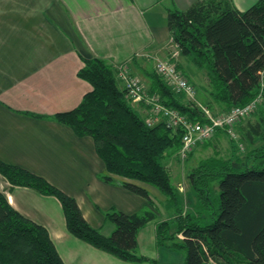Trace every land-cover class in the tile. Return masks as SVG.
I'll use <instances>...</instances> for the list:
<instances>
[{"label": "trees", "instance_id": "obj_1", "mask_svg": "<svg viewBox=\"0 0 264 264\" xmlns=\"http://www.w3.org/2000/svg\"><path fill=\"white\" fill-rule=\"evenodd\" d=\"M168 26L181 53L192 54L199 66L206 65L211 99L219 107L228 110L263 95L260 119L255 124L242 123L247 115L238 124L240 130L242 123L250 141L263 142L252 145L244 156H225L216 150L189 170L197 198L195 210L184 211L165 162L171 150L183 145V129L165 120L149 124L119 85L116 67L99 56H84L78 70L92 88L79 104L55 112L54 117L78 135L94 138L106 164L105 180H114L113 174L126 177L122 185L145 196L153 207L142 212L109 207L106 218L115 227L105 234L86 219L74 195L45 176L1 157L0 172L11 185H29L56 195L72 233L122 259L161 264L139 250L138 231L158 216L148 188L136 181L140 180L156 185L174 208V216L157 222L156 238L160 245L183 250L184 264H264V0L246 9L232 0H195L185 8H169ZM146 72L152 80L149 91L158 92L164 103L192 119L209 120L197 105L181 101L156 67ZM240 135L242 141L241 130ZM204 217L207 222L202 221ZM0 264H67L48 228L13 206L1 186Z\"/></svg>", "mask_w": 264, "mask_h": 264}, {"label": "crops", "instance_id": "obj_2", "mask_svg": "<svg viewBox=\"0 0 264 264\" xmlns=\"http://www.w3.org/2000/svg\"><path fill=\"white\" fill-rule=\"evenodd\" d=\"M194 1L0 0V157L45 176L74 195L86 219L105 234L115 227L106 218L109 207L142 212L153 206L145 196L122 185L126 177L113 174L114 180H105L106 164L94 138L78 135L54 113L76 106L92 88L78 74L84 56L103 57L116 69L124 66L149 88L152 80L146 71L151 70L150 64L167 57L170 45L176 44L168 26V9L185 8ZM256 1L232 0L240 9ZM133 105L142 115L147 113L144 102ZM260 117L256 113L250 120L255 124ZM250 127L249 122L245 128ZM218 138L219 134L217 142ZM171 152L167 165L178 181L181 172L175 168L179 163ZM136 181L148 188L158 206V216L138 231L140 252L161 264H184L181 249L160 245L156 238L157 222L174 216V208L156 185ZM5 191L13 206L48 228L67 264H151L122 259L76 236L68 229L56 195L23 184L9 183ZM160 195L166 202L165 212ZM190 200L191 207L197 204L196 197Z\"/></svg>", "mask_w": 264, "mask_h": 264}, {"label": "built area", "instance_id": "obj_3", "mask_svg": "<svg viewBox=\"0 0 264 264\" xmlns=\"http://www.w3.org/2000/svg\"><path fill=\"white\" fill-rule=\"evenodd\" d=\"M177 53L179 51L174 52L173 56L160 59L156 63V69L174 89L194 96L197 93L196 85L178 67L177 60H175ZM117 70V76L119 79H123L124 87L131 100L143 101L152 109V113L145 116L149 124H153L159 119L167 121L168 125L175 128L181 127L183 129V150L198 141L213 137L219 128L224 129L242 147L243 142L238 124L256 109L263 98L262 93H260L247 103L233 105L217 115L205 114L209 120L198 121L181 112L178 108L164 103L158 92H150L146 89L140 77L130 73L126 67L120 66ZM203 108L209 110L207 107Z\"/></svg>", "mask_w": 264, "mask_h": 264}, {"label": "rangeland", "instance_id": "obj_4", "mask_svg": "<svg viewBox=\"0 0 264 264\" xmlns=\"http://www.w3.org/2000/svg\"><path fill=\"white\" fill-rule=\"evenodd\" d=\"M169 55L168 56H173L174 52H178L175 55V60H177V62L179 63V65L181 66V69L184 71V73L191 79V81H193L195 83V85H198V93H196L194 96L189 95L186 92L183 91H177L176 89H174V91L176 92V95L178 96V98L183 101L186 104H195L197 105L199 108H201L205 114H213V115H217L220 114L221 112H223V110L221 107L218 106V104L215 103V101L213 99H211V94H210V86H208L207 84H209V77H208V73H207V67L206 65H202L199 66L197 65V63L194 62V60L192 59L193 55L189 54V55H183L180 51V47L177 46L176 44L170 45L169 48ZM167 56V57H168ZM166 57H159L156 59V61L158 62L160 59H164ZM153 62L150 64L151 69L156 67V62ZM177 63V64H178ZM194 65L198 68H193ZM128 71L130 72V69H128ZM132 73V72H130ZM134 74V73H132ZM136 75V74H134ZM138 76V75H136ZM140 77V76H138ZM119 79V78H118ZM140 79L142 80V82L144 83L143 79L140 77ZM122 82L121 86H124V81L123 79H120ZM199 81V82H198ZM205 83V84H203ZM145 85V83H144ZM207 85V86H206ZM146 89L149 90V88L145 85ZM143 101H132L133 104H137V103H142ZM203 107H207L209 110H204ZM147 113L145 114V116L147 114L150 115V113H152V109L150 107L147 108ZM256 113H263L262 111V104L260 103L256 109L249 114L245 120H243L242 123H246L247 120H250L251 118L254 117V115ZM160 121L159 119L157 120V122ZM240 125V130L243 133L242 136V141H243V146L241 147L240 145L236 144L234 142V140L231 139V136L224 131V129H219V131L210 139L207 140H203V141H198L196 144H193L191 147L184 149L183 150V146L181 145V147L177 148V149H173V151L171 153H173V157H175V162L179 163V167H176V170H180L181 175L179 176V180L177 181L175 179V177L172 178V181L175 182L176 187L178 188V191L180 193V199H181V203L182 206L184 208V211H187L189 209L191 210H195L197 208V204H193L192 207L190 206V202L192 199V197H196L195 192L193 187L191 186V184L188 182L187 180V176L184 175L183 173L185 172H189V170L195 166L199 160L209 154H211L213 152V150L217 149L220 151L221 154L225 155V156H230V155H240V156H244L246 155L247 151L250 150L251 147H253L252 145H256L260 143V139L255 140V141H250L247 136L246 133L244 134L243 131V125ZM219 134L221 138H218V142L215 140L216 135ZM256 136V135H255ZM170 155V154H169ZM172 155V154H171ZM170 160V157H168V155L165 157V162L168 163ZM252 161V160H250ZM177 182V183H176ZM9 180L7 179V177L0 172V186L3 189H6L7 186L9 185ZM215 186L217 188V190H219V183L218 181L215 182ZM183 185V186H182ZM179 186H182V188H180ZM189 196V199L186 197ZM159 201L163 202V206L164 208L162 209L164 212L166 210V202L163 201L161 195L160 197L158 196ZM187 200L188 205H186L185 201ZM172 208V206H171ZM158 209V206H157ZM174 211V209H173ZM169 212V211H167ZM203 222H207L208 219L206 217H204L202 219ZM179 235H181L179 233ZM183 251V250H182ZM184 252V251H183Z\"/></svg>", "mask_w": 264, "mask_h": 264}, {"label": "water", "instance_id": "obj_5", "mask_svg": "<svg viewBox=\"0 0 264 264\" xmlns=\"http://www.w3.org/2000/svg\"><path fill=\"white\" fill-rule=\"evenodd\" d=\"M263 81H264V74H263Z\"/></svg>", "mask_w": 264, "mask_h": 264}]
</instances>
